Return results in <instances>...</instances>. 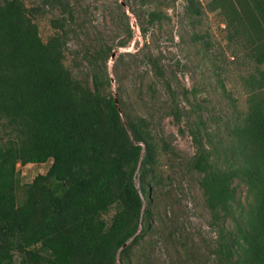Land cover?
<instances>
[{
    "label": "trees",
    "instance_id": "1",
    "mask_svg": "<svg viewBox=\"0 0 264 264\" xmlns=\"http://www.w3.org/2000/svg\"><path fill=\"white\" fill-rule=\"evenodd\" d=\"M46 2L73 15L63 0ZM201 6L188 0L190 14ZM207 6L255 68L243 82L246 111L222 136L209 133L192 164L221 223L218 264H264V0ZM30 11L23 0H0V264H131V244L152 215L135 177L140 171L146 192L158 142L145 119L123 117L122 99L105 91L106 69H94L93 88L73 76L64 61L66 17L44 41ZM48 161L19 199L18 164ZM235 179L247 185L245 203Z\"/></svg>",
    "mask_w": 264,
    "mask_h": 264
},
{
    "label": "rangeland",
    "instance_id": "2",
    "mask_svg": "<svg viewBox=\"0 0 264 264\" xmlns=\"http://www.w3.org/2000/svg\"><path fill=\"white\" fill-rule=\"evenodd\" d=\"M23 1L44 41L56 34V19L66 17L64 61L73 76L93 88L94 69H106L105 91L122 99L123 117L145 119L158 142L146 192L140 171L135 177L152 215L140 223L131 264H218L221 223L212 217L203 174L192 158L210 134L222 136L244 114L243 82L255 68L226 39L224 17L208 8L210 0H196L202 5L199 14H190L188 0H63L73 15L47 0ZM153 12L158 17L151 21ZM103 52L105 59L99 57ZM200 118L206 125L198 124L201 131L194 138L192 128ZM50 164H18L19 199L25 185ZM233 186L245 203L247 185L235 179ZM224 225L233 223L227 219Z\"/></svg>",
    "mask_w": 264,
    "mask_h": 264
},
{
    "label": "water",
    "instance_id": "3",
    "mask_svg": "<svg viewBox=\"0 0 264 264\" xmlns=\"http://www.w3.org/2000/svg\"><path fill=\"white\" fill-rule=\"evenodd\" d=\"M113 56H114V54H113ZM116 102L118 103V98L116 97ZM118 107L120 108V106L118 105Z\"/></svg>",
    "mask_w": 264,
    "mask_h": 264
}]
</instances>
